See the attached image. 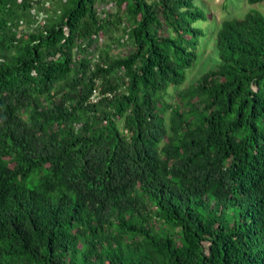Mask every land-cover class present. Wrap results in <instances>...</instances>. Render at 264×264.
<instances>
[{
  "label": "trees",
  "instance_id": "1",
  "mask_svg": "<svg viewBox=\"0 0 264 264\" xmlns=\"http://www.w3.org/2000/svg\"><path fill=\"white\" fill-rule=\"evenodd\" d=\"M49 1L0 0V264H264V13L172 105L194 0Z\"/></svg>",
  "mask_w": 264,
  "mask_h": 264
},
{
  "label": "rangeland",
  "instance_id": "2",
  "mask_svg": "<svg viewBox=\"0 0 264 264\" xmlns=\"http://www.w3.org/2000/svg\"><path fill=\"white\" fill-rule=\"evenodd\" d=\"M55 1V0H53ZM195 4L207 15L206 22L197 21L194 23V27L201 28L204 36L200 39L197 53L198 58L194 65L187 71L186 80L180 87H171L169 89V96L166 98L172 105L177 104V93L195 82L196 79L204 72L216 67L217 54L215 49V35L222 21L226 19L242 17L246 12L252 8H256L260 12L264 13V2L257 4L256 6H250L246 0H194ZM50 1L45 0L44 8H47ZM43 11V15H44ZM39 19L42 18L38 17ZM209 21V22H208ZM120 36V32L111 31L110 36L104 37L101 41L103 46L110 43L113 39ZM98 48V47H97ZM113 53H126V48L118 47L116 44L111 45ZM91 54H96V49L92 47L90 49Z\"/></svg>",
  "mask_w": 264,
  "mask_h": 264
},
{
  "label": "built area",
  "instance_id": "3",
  "mask_svg": "<svg viewBox=\"0 0 264 264\" xmlns=\"http://www.w3.org/2000/svg\"><path fill=\"white\" fill-rule=\"evenodd\" d=\"M106 96L111 97V94L110 93H106ZM97 99H98V97H97V90H94L93 91V94L91 96V101L92 102H95Z\"/></svg>",
  "mask_w": 264,
  "mask_h": 264
}]
</instances>
